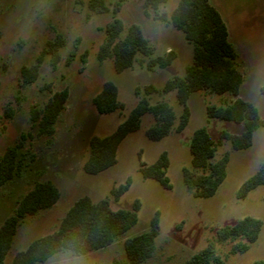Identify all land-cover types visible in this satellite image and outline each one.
<instances>
[{
  "label": "rangeland",
  "instance_id": "obj_1",
  "mask_svg": "<svg viewBox=\"0 0 264 264\" xmlns=\"http://www.w3.org/2000/svg\"><path fill=\"white\" fill-rule=\"evenodd\" d=\"M87 0H0V155L12 146L20 145V170L11 180L0 186V225L14 213L17 202L36 183L50 182L59 193V200L51 207L21 220L4 264H11L12 256L24 250L33 240L54 231L67 209L81 196L92 201L106 198L112 210H131L138 204V221L126 237L139 234L149 227L157 214L159 233L154 251L143 264H183L190 256L210 248L221 264H252L264 260V186L250 191L244 199L236 192L264 161V128L253 134L248 149L233 151L228 142L218 147L217 155L229 152L226 177L216 193L209 198H194L184 186L181 171L190 167L188 142L192 132L206 127L216 140L221 132L239 134L243 127L232 122L208 119L207 105L219 106L231 102V95H216L205 91L193 93L188 99L190 118L187 126L176 132L173 128L164 139L151 142L144 132L153 124L151 115L141 118L140 127L119 144L116 163L96 175L86 174L82 164L88 154L92 136L111 134L143 96V88L151 85L157 90L163 83L182 75L191 62L192 47L182 33L171 25L144 15L140 0H125L117 14L112 12L116 0H105L109 12H90ZM224 20L228 39L236 53L235 64L243 76L238 97L251 102L260 117H264V0H209ZM177 0H169L159 7V13L169 14ZM124 27L134 23L142 31L153 56L169 50L176 53L173 63L163 69L148 70L145 58L137 56L133 66L121 73L113 69L112 60L99 61L98 48L104 41V27L113 18ZM63 40L58 60L51 65L48 49L57 37ZM38 62L36 79L23 84L21 68ZM104 82L117 87L118 101L123 109L99 114L92 104ZM138 88L140 95L134 94ZM66 90L67 100L59 114L51 136L38 134L30 121V109H42L56 92ZM150 103L166 101L178 118L181 107L174 93L154 92ZM165 152L168 157L166 177L169 188L158 182L143 179L138 171L140 163L151 164ZM118 198L111 191L125 185ZM262 221L257 240L247 251L232 252L238 240L219 241L217 231L243 217ZM117 239L105 249L81 256L84 264H129L123 241ZM64 255L65 252L58 253ZM57 255L45 264H56Z\"/></svg>",
  "mask_w": 264,
  "mask_h": 264
},
{
  "label": "trees",
  "instance_id": "obj_2",
  "mask_svg": "<svg viewBox=\"0 0 264 264\" xmlns=\"http://www.w3.org/2000/svg\"><path fill=\"white\" fill-rule=\"evenodd\" d=\"M124 1L116 0L112 9L114 14L119 12ZM140 1L146 17L152 13L154 20L167 23L182 33L192 47L191 62L182 75L167 79L159 90L151 85L145 86L143 96L111 134L104 137L92 136L88 142V154L82 170L86 174L96 175L112 167L116 163L119 144L127 135L139 129L144 115H151L154 121L144 135L147 140L157 142L167 137L173 128L176 132H181L187 126L190 118L188 99L193 93L205 91L216 95L227 94L234 99L219 106L207 105L205 115L208 119L240 124L242 131L239 134L223 131L214 140L206 127L195 129L188 142L190 167H184L181 171L182 182L194 198L212 197L226 177L229 161L228 151L215 158L218 147L228 142L233 151L248 149L254 132L264 128V117H260L251 102L238 97L243 76L235 64L236 53L228 39L226 24L209 0H177L169 14L159 13V7L169 0ZM85 5L95 14L109 12L105 0H87ZM103 31L104 41L98 48L96 58L99 61L111 59L116 73L131 68L137 56L145 58L144 65L148 70L166 68L176 58V53L172 50L153 56L155 49L149 45L137 24L131 23L124 27L123 22L114 17L105 25ZM62 46L63 40L58 36L44 50L51 55L52 66L56 64L58 49ZM39 60L40 57L35 64L21 68L23 84H29L36 79ZM154 92L174 93L176 102L181 107L178 118L166 101L149 102L148 96ZM260 93L264 95V88H260ZM134 94L140 95L138 88H135ZM117 95V87L111 82H104L100 91L92 97V104L99 114L122 110L123 104L118 101ZM66 100L67 91L62 90L54 93L42 109L31 107L30 121L37 127L38 134L53 135V126ZM19 147V144L9 147L0 155V186L11 180L20 170ZM168 164L167 154L162 152L153 163H140L138 171L143 179L156 181L167 189L169 184L165 173ZM128 182L112 190V195L118 198L127 189ZM260 186H264V161L241 184L236 197L244 199L250 191ZM59 197L60 193L54 185L42 182L36 183L17 202L14 213L0 225V264H4L21 220L51 207ZM137 210V203L131 210H112L106 198L92 201L86 195L81 196L67 209L54 231L33 240L24 250L16 252L12 256L11 264H45L58 253L65 252V249L80 256L105 249L117 239L126 237L129 230L136 225ZM262 224L260 219L246 216L218 230L217 239H239L232 252L243 253L257 240ZM158 233V216L155 214L147 230L124 239L123 250L129 264H143L150 259ZM183 264H221V261L210 248H205L190 256ZM252 264H264V260H256Z\"/></svg>",
  "mask_w": 264,
  "mask_h": 264
},
{
  "label": "clouds",
  "instance_id": "obj_3",
  "mask_svg": "<svg viewBox=\"0 0 264 264\" xmlns=\"http://www.w3.org/2000/svg\"><path fill=\"white\" fill-rule=\"evenodd\" d=\"M264 88V84L260 85ZM56 264H84V260L79 254L71 252L69 249H65V254H57Z\"/></svg>",
  "mask_w": 264,
  "mask_h": 264
}]
</instances>
